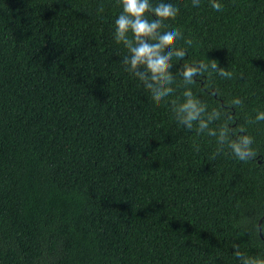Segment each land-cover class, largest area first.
Here are the masks:
<instances>
[{
    "label": "trees",
    "instance_id": "obj_1",
    "mask_svg": "<svg viewBox=\"0 0 264 264\" xmlns=\"http://www.w3.org/2000/svg\"><path fill=\"white\" fill-rule=\"evenodd\" d=\"M176 2L186 55L156 101L113 39L118 0H0V264L264 258V0ZM208 59L231 77L189 87L250 159L175 120L184 65Z\"/></svg>",
    "mask_w": 264,
    "mask_h": 264
},
{
    "label": "clouds",
    "instance_id": "obj_2",
    "mask_svg": "<svg viewBox=\"0 0 264 264\" xmlns=\"http://www.w3.org/2000/svg\"><path fill=\"white\" fill-rule=\"evenodd\" d=\"M213 10H221L222 0H208ZM121 11L114 19L113 39L122 43L127 49L123 63L127 71L142 78L150 88L156 101L169 97L174 89L171 86V61L175 57H185V48L174 46V41L182 38L181 31L172 23L165 21L163 13L174 12L177 8L176 0H118ZM200 0H192V5L198 7ZM147 13V15H145ZM189 39H184L185 45H190ZM216 73L220 77L230 78L232 73L218 67L217 62L208 59L207 62L198 60L184 65L182 71L183 91L171 103L176 105L173 109L175 120L186 128H193L197 133H206L216 138V143L226 147L239 160L252 158L251 145L253 139L242 128L233 133L227 124L217 123L215 128L209 125L219 121L221 113L215 108L210 111L205 102L199 100L189 87L195 82L193 77L197 74ZM232 105L241 104L239 98L231 101ZM264 121V111H256L250 123ZM206 130V131H205ZM234 255L240 264H264V258L243 255L238 249Z\"/></svg>",
    "mask_w": 264,
    "mask_h": 264
}]
</instances>
